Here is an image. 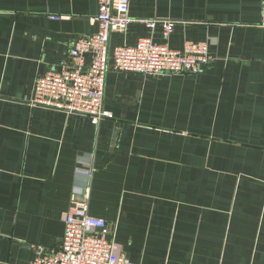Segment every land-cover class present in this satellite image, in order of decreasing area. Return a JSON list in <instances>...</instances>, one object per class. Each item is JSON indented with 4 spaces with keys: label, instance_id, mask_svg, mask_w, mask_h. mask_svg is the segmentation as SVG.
<instances>
[{
    "label": "crops",
    "instance_id": "crops-1",
    "mask_svg": "<svg viewBox=\"0 0 264 264\" xmlns=\"http://www.w3.org/2000/svg\"><path fill=\"white\" fill-rule=\"evenodd\" d=\"M263 1L130 0L132 17L175 30L134 21L110 51L147 36L177 50L207 41L214 60L158 76L110 61L112 116L98 122L33 99L37 78L98 31L100 0H0V264L59 248L85 186L133 264H264Z\"/></svg>",
    "mask_w": 264,
    "mask_h": 264
},
{
    "label": "built area",
    "instance_id": "built-area-1",
    "mask_svg": "<svg viewBox=\"0 0 264 264\" xmlns=\"http://www.w3.org/2000/svg\"><path fill=\"white\" fill-rule=\"evenodd\" d=\"M94 19L98 31L78 38L70 49L68 61L37 78L34 104L85 114L99 122L112 116L104 107L110 61L119 71L158 76L197 74L214 60L207 41H187L183 49L177 50L147 36L135 45H120L110 51L111 35L126 32L134 21L144 23L152 32L160 24L166 38L175 30L176 21L171 19L132 17L130 0H100L99 12ZM261 24L264 25V1ZM87 57L90 58L88 68L85 67ZM90 197L89 186L73 193L64 218L61 246L51 250L37 246L31 264H133L118 245L109 240L106 220L90 214Z\"/></svg>",
    "mask_w": 264,
    "mask_h": 264
}]
</instances>
